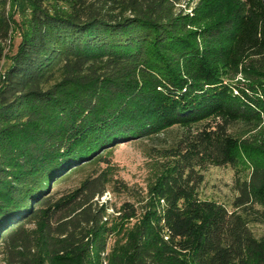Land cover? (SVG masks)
Returning <instances> with one entry per match:
<instances>
[{
	"label": "trees",
	"instance_id": "16d2710c",
	"mask_svg": "<svg viewBox=\"0 0 264 264\" xmlns=\"http://www.w3.org/2000/svg\"><path fill=\"white\" fill-rule=\"evenodd\" d=\"M182 1L0 0V236L113 145L158 139L145 192L103 171L54 204L86 195L53 236L61 264H264L250 228L264 212V0L220 4L213 22ZM209 165L236 169L233 209L199 197ZM108 184L135 199L113 225L90 211Z\"/></svg>",
	"mask_w": 264,
	"mask_h": 264
},
{
	"label": "rangeland",
	"instance_id": "374dc122",
	"mask_svg": "<svg viewBox=\"0 0 264 264\" xmlns=\"http://www.w3.org/2000/svg\"><path fill=\"white\" fill-rule=\"evenodd\" d=\"M231 1L183 0L180 3V8L185 13L193 14L199 4H207L205 12L209 18L208 22H213L222 16L224 8L220 7V4H230ZM9 7L11 12L15 11L14 4H10ZM16 18L20 20L21 17L16 15ZM20 40L21 31L17 26H14L10 39L4 45L6 57L2 63V72H5L9 66L10 56L17 50ZM159 143L161 141L158 139H128L113 145L112 152L107 155L104 161L73 173L58 185L52 184L48 194L51 195V199L42 206L40 215L17 226L13 237L8 233H3L0 236V264H61L60 256L55 251L57 247L53 236L58 235L59 228L63 224L67 222L69 225L70 220L79 218L77 216L82 209L79 206L86 199V195L76 197L69 205L58 207L54 204L79 188L87 176L103 171H108L114 180H120L135 190L145 192L153 176V161L149 150L151 146ZM200 172L204 178L197 188L199 197L223 203L229 209H233V200L238 194L234 186L237 175L234 166L209 165ZM116 190L114 192L113 186L108 184L106 192L103 195H96L91 201L90 211L98 215L101 223L108 222L109 225H113L117 221V210L121 208L122 204L125 201L135 200L130 193L121 191L122 189ZM49 208L51 209L49 210ZM46 220L48 227L44 228ZM86 227H89L88 224ZM250 228L257 237L264 236V212L260 221L250 222ZM118 237L120 236L117 233L109 237L108 251L103 254V259H106V254ZM104 264H107L106 260Z\"/></svg>",
	"mask_w": 264,
	"mask_h": 264
}]
</instances>
